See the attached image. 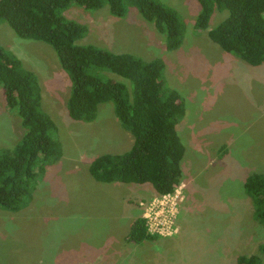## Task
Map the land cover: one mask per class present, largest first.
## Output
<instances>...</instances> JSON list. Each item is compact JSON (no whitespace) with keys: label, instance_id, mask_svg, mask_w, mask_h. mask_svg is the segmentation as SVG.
<instances>
[{"label":"rangeland","instance_id":"rangeland-1","mask_svg":"<svg viewBox=\"0 0 264 264\" xmlns=\"http://www.w3.org/2000/svg\"><path fill=\"white\" fill-rule=\"evenodd\" d=\"M160 2L185 25L183 44L174 51L136 7L118 18L108 6L88 11L72 5L63 16L87 27L80 45L164 61L166 86L180 94L186 110L177 125L185 146L182 182L168 197H177L173 227L142 244L118 237L159 196L152 184L98 182L90 165L99 156L129 152L133 136L112 101L99 105L93 122L73 120L67 108L72 82L54 49L19 37L2 22L0 46L37 76L62 155L39 175L25 208L15 213L0 208V264H238L239 256L250 254L264 261L259 251L264 225L255 220L244 189L249 176L264 174V64L252 66L211 40L209 32L228 11L215 8L208 28L198 31V0ZM92 71L131 87L117 74ZM25 133L0 87V149H14Z\"/></svg>","mask_w":264,"mask_h":264},{"label":"trees","instance_id":"trees-1","mask_svg":"<svg viewBox=\"0 0 264 264\" xmlns=\"http://www.w3.org/2000/svg\"><path fill=\"white\" fill-rule=\"evenodd\" d=\"M198 31L206 30L215 8L228 18L209 32L211 40L227 53L252 66L264 64V0H198ZM72 5L88 11L109 7L111 15L124 18L130 7L165 35L170 51L183 44L185 25L178 13L160 0H0V23L7 22L21 38L45 42L57 54L72 82L69 116L93 122L99 105L112 101L122 127L134 143L124 154L94 159L90 173L98 182L152 184L157 196L171 193L181 184L185 146L177 125L185 115L180 94L166 86L165 63L133 54L113 53L95 45H80L87 27L68 20L63 12ZM106 70L128 80L114 82L92 71ZM0 87L7 109L17 114L26 133L14 149H0V208L19 212L31 201L39 175L58 162L62 146L57 125L42 107L37 76L22 61L0 46ZM254 206L255 220L264 225V174H253L244 184ZM144 215L137 218L128 240L142 244L155 239ZM259 251L264 255V245ZM238 264H264L260 255L239 256Z\"/></svg>","mask_w":264,"mask_h":264},{"label":"built area","instance_id":"built-area-1","mask_svg":"<svg viewBox=\"0 0 264 264\" xmlns=\"http://www.w3.org/2000/svg\"><path fill=\"white\" fill-rule=\"evenodd\" d=\"M169 195L170 193L165 196H159L155 202L149 205L148 213L144 215L147 221V230L152 236L168 235L173 223L176 221L177 197L173 201L168 199Z\"/></svg>","mask_w":264,"mask_h":264},{"label":"crops","instance_id":"crops-1","mask_svg":"<svg viewBox=\"0 0 264 264\" xmlns=\"http://www.w3.org/2000/svg\"><path fill=\"white\" fill-rule=\"evenodd\" d=\"M155 195H156V193H155ZM141 216V215H140ZM140 216H137L136 218H134V220H132L131 221V224L129 225V227L124 231V233L121 235V236H118V229L117 230H115V234L118 236V237H120L121 239H122V241H129L128 240V236H129V232H130V229H131V226H132V224H133V222L137 219V218H139ZM184 228H185V226H183L182 225V233H181V235L183 234V232H184ZM113 232H114V230H113ZM147 241H150V240H147ZM146 242V241H145Z\"/></svg>","mask_w":264,"mask_h":264}]
</instances>
